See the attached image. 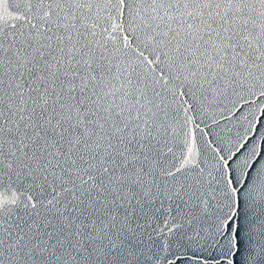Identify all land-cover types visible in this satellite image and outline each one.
I'll return each instance as SVG.
<instances>
[{
    "label": "snow or ice",
    "instance_id": "1",
    "mask_svg": "<svg viewBox=\"0 0 264 264\" xmlns=\"http://www.w3.org/2000/svg\"><path fill=\"white\" fill-rule=\"evenodd\" d=\"M0 264H264V0H0Z\"/></svg>",
    "mask_w": 264,
    "mask_h": 264
}]
</instances>
